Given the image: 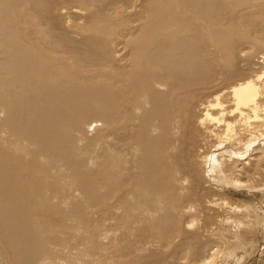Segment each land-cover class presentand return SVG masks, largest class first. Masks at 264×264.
Wrapping results in <instances>:
<instances>
[{
    "label": "bare ground",
    "instance_id": "6f19581e",
    "mask_svg": "<svg viewBox=\"0 0 264 264\" xmlns=\"http://www.w3.org/2000/svg\"><path fill=\"white\" fill-rule=\"evenodd\" d=\"M105 1L0 0V264L262 261L264 0Z\"/></svg>",
    "mask_w": 264,
    "mask_h": 264
},
{
    "label": "rangeland",
    "instance_id": "374dc122",
    "mask_svg": "<svg viewBox=\"0 0 264 264\" xmlns=\"http://www.w3.org/2000/svg\"><path fill=\"white\" fill-rule=\"evenodd\" d=\"M105 0H103V2H104ZM109 1H111V0H106L105 2H109ZM114 1V0H113ZM116 2L118 1V0H115ZM127 1V6H125V9H123L124 11V13L122 12L121 13V15H120V17L119 18H121V20H119L118 21V24H125L126 22H127V20H125L126 18V16H128L129 15V10H131V8H133L134 7V5L131 3V1L129 0H126ZM140 1V0H139ZM128 2H129V5H128ZM140 4V3H139ZM75 5V4H74ZM131 5V6H130ZM136 5H138V2H137V4ZM129 7V8H128ZM138 8L140 7V5H138L137 6ZM129 9V10H128ZM72 16H73V18L71 19V21L74 23V22H76L75 20V16H77V13L75 14V13H72ZM79 16V15H78ZM263 17H264V15H263ZM77 18V17H76ZM125 18V19H124ZM124 19V20H123ZM264 19V18H263ZM77 22H78V20H77ZM259 27H258V26ZM257 25H256V27H254L255 29H257L258 31V33L256 34V36H260V37H263L264 38V30H263V26H262V22H260V20L257 22ZM263 27V28H262ZM97 36V35H96ZM99 38L101 37V36H98ZM103 40H104V38H103ZM106 40V39H105ZM94 42H96V41H94L93 40V43ZM99 42V41H98ZM261 255V254H260ZM264 257H261V259H263ZM259 260V259H258ZM253 261V260H252ZM252 261H248L249 262V264H260V263H262V264H264L263 262H264V259L261 261V260H259V261H261V262H257V263H253ZM248 262H247V264H248ZM251 262V263H250ZM240 264V263H239ZM246 264V263H245Z\"/></svg>",
    "mask_w": 264,
    "mask_h": 264
}]
</instances>
